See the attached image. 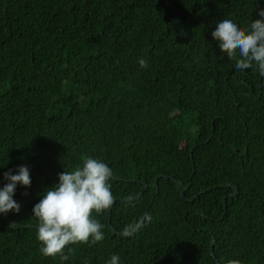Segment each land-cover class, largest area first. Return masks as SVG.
I'll list each match as a JSON object with an SVG mask.
<instances>
[{"label":"trees","instance_id":"obj_1","mask_svg":"<svg viewBox=\"0 0 264 264\" xmlns=\"http://www.w3.org/2000/svg\"><path fill=\"white\" fill-rule=\"evenodd\" d=\"M262 9L0 0V188L21 165L33 181L15 190L20 212L0 214V264H107L113 254L120 264H264V77L237 71L211 35L225 18L247 28ZM88 156L118 178L116 203L93 214L105 238L67 246V261L45 257L33 207Z\"/></svg>","mask_w":264,"mask_h":264},{"label":"clouds","instance_id":"obj_2","mask_svg":"<svg viewBox=\"0 0 264 264\" xmlns=\"http://www.w3.org/2000/svg\"><path fill=\"white\" fill-rule=\"evenodd\" d=\"M247 28L241 27L233 19L225 18L217 22L211 35L221 53L234 61L237 71L252 69L264 77V9L258 12ZM141 68L148 62L140 58ZM112 169L102 160L88 156L72 171L58 174V183L46 189L42 199L33 207V217L38 221L36 238L40 242V253L45 257L59 255L61 261L69 260L73 254V244L94 246L104 240V225L96 218L113 204V194L109 180ZM7 181L0 188V214L19 213L21 205L13 199L17 186H31L30 170L21 165L16 174L3 173ZM135 231L133 225L123 229L122 235L129 236ZM107 264H120V257L113 254ZM228 264H240L230 260Z\"/></svg>","mask_w":264,"mask_h":264},{"label":"water","instance_id":"obj_3","mask_svg":"<svg viewBox=\"0 0 264 264\" xmlns=\"http://www.w3.org/2000/svg\"><path fill=\"white\" fill-rule=\"evenodd\" d=\"M17 169H18V167H13V168H10L8 171L13 172V171H16ZM160 177H162V176H158V177L156 178V181H155V185H156V187H157V183H158ZM30 178H31V177H30ZM111 178H112V179H116V180H118V178H117V177H114V176H112ZM174 181H175V183L177 184V188H178V191L180 192L181 196L184 197V196H185V192H186L187 189H186V190H183L182 187H181V185H180V183H179L177 180H174ZM32 185H33V181H32V178H31V186H30L27 190H25V191H23V192H28V191H30V190L32 189ZM237 194H238V189H235V194H233L232 196L237 195ZM227 199H228V197H225V199H224L225 209H226V205H227ZM115 203H116V201L114 200L113 205H114ZM4 215H5V214H4ZM5 217L7 218V215H5ZM146 217H147V214L144 215V217L142 218V220L140 221V223L138 224V226L135 228V231H134L131 235L135 234V232H136L137 230H139V229L142 227V225H143V223H144ZM8 220H9V219H8ZM10 222H11L12 224H14V225H17V226L21 227V228H26V226L20 225V224H18L17 222H14V221H12V220H11ZM110 224H111V222H110ZM111 230H112L113 233L119 235V233H118L113 227H111ZM129 236H130V235H129ZM123 237H128V236H124V235H123ZM213 243H214V242H213ZM213 243H212V249H213Z\"/></svg>","mask_w":264,"mask_h":264}]
</instances>
